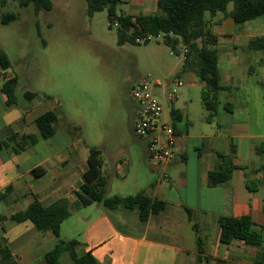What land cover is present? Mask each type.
I'll return each instance as SVG.
<instances>
[{
	"label": "crops",
	"instance_id": "1",
	"mask_svg": "<svg viewBox=\"0 0 264 264\" xmlns=\"http://www.w3.org/2000/svg\"><path fill=\"white\" fill-rule=\"evenodd\" d=\"M117 10L132 17L153 15L157 0H119ZM220 20L217 16L213 22ZM211 32L217 39V67L225 88L217 112L210 115L200 95L193 97L202 86L193 73L181 71V64L176 75L184 82L180 98L168 102L163 97L170 81L165 79L158 87L164 119H175L177 136L168 180H161L163 169L148 159L145 140L116 138L111 150L97 147L107 196L141 193L162 201L163 209L145 222L139 221L136 210H110L97 202L72 209L61 224L60 238L76 240L78 253L89 252L101 264H257L264 244L221 242L218 218L249 216L256 230L264 229V42L250 43L264 40V16L243 24L223 19L212 25ZM12 78L17 79L16 103L7 105L1 86ZM25 92L38 95L29 101ZM47 111H55L58 119L54 134L44 139L35 120ZM135 118L134 104L126 123L131 134ZM80 123L69 117L57 94L19 91L18 76L0 68V140L12 135L35 140L18 153L13 144L0 151V192L9 188L0 200V238L17 264H40L58 238L50 231L39 232L29 221L15 223L10 215L34 201L44 206L59 199L73 203L84 182L89 148L96 146L84 142ZM68 124L80 130H70ZM225 159L233 166L231 176L209 186V173ZM48 242L52 246L46 248Z\"/></svg>",
	"mask_w": 264,
	"mask_h": 264
},
{
	"label": "trees",
	"instance_id": "2",
	"mask_svg": "<svg viewBox=\"0 0 264 264\" xmlns=\"http://www.w3.org/2000/svg\"><path fill=\"white\" fill-rule=\"evenodd\" d=\"M54 0H17L19 8L32 5L34 13L49 11L53 7ZM87 14L94 15L106 10L109 27L117 24V45L126 43L138 45L137 38H158L163 45L175 55H179L180 46L187 48V53L181 63L182 72L193 73L201 84L200 99L206 111L213 115L219 105V94L224 91L217 67V39L211 32L214 24H219L223 19H231L236 24H243L264 16V0H157V12L146 16H129L119 13L117 6L119 0H85ZM232 8L228 9V5ZM218 14H221L220 22H213ZM206 15L210 19L206 18ZM17 19L16 13H4L0 16L1 24H8ZM258 42H264L260 38L250 41L254 46ZM147 44L148 41H144ZM12 67L6 52L0 49V68L8 70ZM17 79L5 81L1 86V92L7 97V105L16 103ZM38 93L25 92L23 97L31 101ZM48 97V96H46ZM175 116V112L171 113ZM55 111H47L35 120V124L44 139L51 137L55 132L57 122ZM177 121H179L177 119ZM70 130H80L73 124H68ZM174 131L175 119L172 122ZM81 131V130H80ZM35 142L33 136L12 135L8 140H0V151L13 144L14 153L23 150L28 144ZM102 154L97 147L89 148L87 169L83 174L84 182L74 193L75 201L70 203L66 199H59L49 205H42L34 201L30 206L10 215V220L15 223L29 221L39 232L50 231L58 238L53 248L43 255V264H61L62 258L67 255L72 264H101L91 253H78L76 240H63L60 238V227L71 214L72 209L85 207L93 202L101 204L107 209L122 207L127 210H136L140 222H145L151 214H156L163 209L164 203L152 200L144 194L129 196H107L106 180L101 172ZM233 166L230 160L225 159L223 164L217 166L209 173L208 184L215 186L226 181L232 172ZM9 188L0 192V200L5 196ZM188 217L191 211L185 210ZM220 240L228 243L239 240L247 245L261 247L264 244V229L256 230L249 216L220 217L218 218ZM195 227V226H194ZM198 252L201 253V240H196ZM257 264H264V252L257 258ZM0 264H17L5 244L0 238Z\"/></svg>",
	"mask_w": 264,
	"mask_h": 264
},
{
	"label": "rangeland",
	"instance_id": "3",
	"mask_svg": "<svg viewBox=\"0 0 264 264\" xmlns=\"http://www.w3.org/2000/svg\"><path fill=\"white\" fill-rule=\"evenodd\" d=\"M9 12L17 19L0 23V49L11 62L8 71L19 78V91L57 94L90 145L111 150L112 139L134 137L126 130L132 86L141 77L172 81L180 71L181 55L170 54L160 37L118 46L117 27H109L106 10L89 16L85 0H54L51 10L37 15L32 5L19 8L17 0H0V16ZM152 91L163 102L160 89ZM199 95L195 90L193 97ZM61 264L72 262L65 255Z\"/></svg>",
	"mask_w": 264,
	"mask_h": 264
},
{
	"label": "built area",
	"instance_id": "4",
	"mask_svg": "<svg viewBox=\"0 0 264 264\" xmlns=\"http://www.w3.org/2000/svg\"><path fill=\"white\" fill-rule=\"evenodd\" d=\"M117 26V24H114ZM151 37L137 38L138 43L151 40ZM187 53L185 46H180L179 55L182 61ZM175 55V53L172 52ZM178 56V55H176ZM184 85L181 78L170 81V88L163 90V97L173 102L179 97L178 90ZM162 86L160 81H151L141 77L131 88V96L136 106V118L133 123V134L146 141V153L150 161L162 168L161 180H168L167 168L175 157L176 133L172 122L164 119V105L153 93L152 88ZM164 86V85H163Z\"/></svg>",
	"mask_w": 264,
	"mask_h": 264
}]
</instances>
